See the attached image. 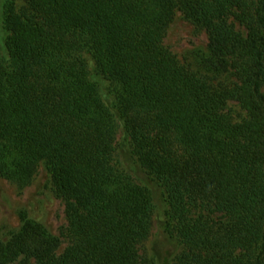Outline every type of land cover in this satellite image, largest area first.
<instances>
[{
    "label": "trees",
    "instance_id": "1",
    "mask_svg": "<svg viewBox=\"0 0 264 264\" xmlns=\"http://www.w3.org/2000/svg\"><path fill=\"white\" fill-rule=\"evenodd\" d=\"M27 1L5 3L0 175L24 186L45 161L68 243L25 211L0 225V264H154L153 196L116 158L122 127L164 191L173 264H264V0ZM177 12L208 34L195 67L165 44Z\"/></svg>",
    "mask_w": 264,
    "mask_h": 264
},
{
    "label": "rangeland",
    "instance_id": "2",
    "mask_svg": "<svg viewBox=\"0 0 264 264\" xmlns=\"http://www.w3.org/2000/svg\"><path fill=\"white\" fill-rule=\"evenodd\" d=\"M0 0V46L3 49L10 32L4 25L5 3ZM19 12L30 13L31 6L27 0H15ZM165 44L177 54L179 59L195 67V56L206 51L208 34L197 29L181 12H177L168 26ZM220 79L233 80L229 74ZM102 89L110 99L108 81L102 80ZM107 92V95H106ZM232 112L236 118L246 116V111L239 104H232ZM116 158L134 179L150 188L154 202L152 229L149 237L142 244L154 264H173L182 244L176 232L169 226L167 215L168 203L163 189L153 175L141 164L135 155L130 137L124 128H120L116 142ZM41 221L67 245L66 228L68 225L64 201L55 191L47 163L41 161L32 181L27 185H19L0 175V225L6 230L18 229L22 224V214Z\"/></svg>",
    "mask_w": 264,
    "mask_h": 264
}]
</instances>
